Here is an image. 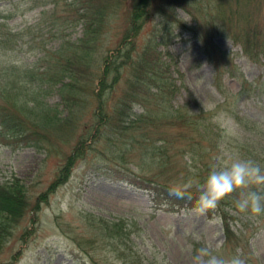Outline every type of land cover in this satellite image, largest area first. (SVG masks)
<instances>
[{"label": "rangeland", "instance_id": "obj_1", "mask_svg": "<svg viewBox=\"0 0 264 264\" xmlns=\"http://www.w3.org/2000/svg\"><path fill=\"white\" fill-rule=\"evenodd\" d=\"M167 1L151 0L150 15L136 35V45L141 47L154 29L159 50L169 66L168 75L176 85L173 106L184 107L194 114L211 112L206 116L220 130L203 150L204 156L210 155L211 166L217 158L226 155L251 159L253 151L260 153L254 159L262 160L264 55L260 52L259 59H251L233 38L237 27L232 23L238 16L231 17L232 23L230 18L229 22L217 19V29L207 34L209 38H199L195 30H200L199 22L203 24V18L210 19L205 8L223 2L233 12L242 4L243 10L251 15L250 25L264 33V0H186L173 7L174 19L161 16L160 6L170 9ZM64 3V0L59 2L62 11L58 16L67 15L66 8L62 9ZM54 5V0H0V85L6 78L3 66L36 68L64 40L76 41L82 36L81 24L62 23L55 16ZM129 9V0L116 7L103 35L105 52L119 45L128 26ZM199 9L205 10L201 13ZM212 10L208 12L212 14ZM218 69L222 71L225 89L239 93L223 108L219 104L225 98L215 86ZM242 79L251 84L250 89L242 90ZM23 84L26 91L38 90L36 83ZM46 95L49 106L60 101L56 88ZM134 111H141L139 105H135ZM234 117L259 123L260 131L252 133L237 124ZM182 156L192 165L188 154ZM135 158L129 156L122 161L93 151L79 161L42 210L23 222L18 231L20 234L25 230V237L20 239L17 234L0 248L1 264H132L130 260L137 259L141 264H190V250L205 245L214 249L219 246L218 253L224 256L238 252L247 264H264V215L253 217L229 210L228 221L239 241L226 245L223 224L216 213L197 215L193 208L167 212L153 207L150 195L126 179L140 173ZM60 160L59 156H47L44 150L35 147L0 142V182L16 176L35 195L53 180ZM259 164L264 165V161ZM202 173L206 175V171ZM263 190L264 187L256 191ZM89 213L110 221L123 217L128 221L129 233L118 246L110 239L98 237L91 246H86L89 251L86 256L77 248L73 236L93 237L86 222Z\"/></svg>", "mask_w": 264, "mask_h": 264}, {"label": "trees", "instance_id": "obj_2", "mask_svg": "<svg viewBox=\"0 0 264 264\" xmlns=\"http://www.w3.org/2000/svg\"><path fill=\"white\" fill-rule=\"evenodd\" d=\"M54 1L55 16L62 23H80L82 36L76 41L64 40L56 50L49 51L42 58V65L36 68L3 66L6 78L0 85V142L35 147L44 150L47 156L56 155L61 160L53 180L35 195L16 176L0 182V248L17 234L20 239L25 237V230L20 234L18 231L23 222L42 210L55 190L69 179L74 166L93 151L122 161L129 156L136 157L135 165L140 173L126 179L147 191L153 207L167 212L194 208L199 195L195 187L190 190L191 200L170 196L169 189L182 184L189 176L203 182L205 174L202 172L206 171L207 176L211 167L210 155L204 156L203 150L220 131L206 116L211 112L194 114L184 107L173 106L176 85L168 75L169 66L159 50L154 29L150 30L141 47L136 45V35L150 15L151 0H129L128 26L122 32L119 45L108 52L104 51L103 35L116 7L124 0H64L65 16H58L62 11L59 2L63 0ZM185 1L167 2L174 6ZM240 6L236 12L223 2L206 8L208 11L213 9V13L206 11L210 19L203 18V24L199 22L197 34L201 39L207 37L217 29V19L229 22L230 18L232 23L231 17L238 16L232 23L237 27L232 33L233 38L241 43L251 59L257 60L260 52L264 55V33L250 25V13L243 10L242 4ZM160 12L161 16L167 15L164 6H160ZM171 18L174 19L172 15ZM206 28L210 30L207 32ZM25 82L36 83L38 90L26 91ZM241 85L242 90L251 88L245 79ZM215 86L225 98L219 107L223 108L228 100L239 94L225 89L219 69ZM53 88H56L60 102L49 106L45 98ZM135 105H139L140 112L134 111ZM234 118L237 124L252 133L260 131L259 123L244 117ZM184 154L190 156L192 165L183 160ZM250 154L252 160L264 161V158L254 159L260 156L258 151ZM190 168L194 172H190ZM174 170H179L181 175ZM240 191L224 198L215 210L207 212L209 216L216 213L220 217L226 245L239 241L228 217L229 210L242 214L235 207ZM260 193L264 194V190ZM87 216L93 237L73 236L77 248L86 256L89 254L87 247L98 237L110 239L118 246L129 233L128 221L123 217L110 221L91 213ZM130 262L141 264L139 259Z\"/></svg>", "mask_w": 264, "mask_h": 264}, {"label": "clouds", "instance_id": "obj_3", "mask_svg": "<svg viewBox=\"0 0 264 264\" xmlns=\"http://www.w3.org/2000/svg\"><path fill=\"white\" fill-rule=\"evenodd\" d=\"M189 171L194 172L191 168ZM194 187L199 193L193 208L197 215H205L210 210H215L220 201L237 190L241 191L235 207L240 213L253 217L264 215V194L253 190L264 187V167L252 159L231 155L219 157L210 167L203 182L189 176L182 184L170 188L169 195L177 199L191 200L190 190ZM217 249L205 245L190 250V264H247L246 258L238 252L224 256Z\"/></svg>", "mask_w": 264, "mask_h": 264}, {"label": "bare ground", "instance_id": "obj_4", "mask_svg": "<svg viewBox=\"0 0 264 264\" xmlns=\"http://www.w3.org/2000/svg\"><path fill=\"white\" fill-rule=\"evenodd\" d=\"M205 9H206V8H205ZM205 9H204V10H205ZM199 10H200V9H199ZM204 10H200V12L202 13ZM40 65H42V63H41ZM46 187H47V186H46ZM46 187H45V189H46ZM45 189H44V190H45ZM42 191H43V190H42Z\"/></svg>", "mask_w": 264, "mask_h": 264}]
</instances>
